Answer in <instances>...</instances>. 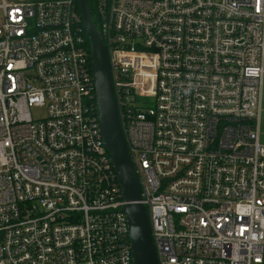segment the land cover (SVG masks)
I'll list each match as a JSON object with an SVG mask.
<instances>
[{
	"label": "built area",
	"instance_id": "1",
	"mask_svg": "<svg viewBox=\"0 0 264 264\" xmlns=\"http://www.w3.org/2000/svg\"><path fill=\"white\" fill-rule=\"evenodd\" d=\"M78 3L0 2V264H134ZM93 6L159 264H264V0Z\"/></svg>",
	"mask_w": 264,
	"mask_h": 264
},
{
	"label": "water",
	"instance_id": "2",
	"mask_svg": "<svg viewBox=\"0 0 264 264\" xmlns=\"http://www.w3.org/2000/svg\"><path fill=\"white\" fill-rule=\"evenodd\" d=\"M80 12L90 41L96 102L106 149L120 181L123 207L128 218L134 264H159L151 235L142 187L122 133L112 83L111 64L102 34L91 13L89 0H79Z\"/></svg>",
	"mask_w": 264,
	"mask_h": 264
},
{
	"label": "rangeland",
	"instance_id": "3",
	"mask_svg": "<svg viewBox=\"0 0 264 264\" xmlns=\"http://www.w3.org/2000/svg\"><path fill=\"white\" fill-rule=\"evenodd\" d=\"M2 0H0L1 2ZM7 1H10V2H25V1H29V0H7ZM0 14H1V11H0ZM33 115L37 118H40V117H43L46 115V109L45 108H34L33 111H32ZM264 123V117H263V122ZM261 142L264 143V126H263V129H262V132H261Z\"/></svg>",
	"mask_w": 264,
	"mask_h": 264
},
{
	"label": "trees",
	"instance_id": "4",
	"mask_svg": "<svg viewBox=\"0 0 264 264\" xmlns=\"http://www.w3.org/2000/svg\"><path fill=\"white\" fill-rule=\"evenodd\" d=\"M89 3H90V7H91V13H92V15H93V17H94V19H95V22L98 24V20H97V18L95 17V12H94V6H93V0H89ZM77 10H78V13H79V15H80V18H81V21H82V23H83V20H82V17H81V12H80V4L78 3V5H77ZM83 27H84V25H83ZM85 28V27H84ZM86 30V29H85ZM87 34V33H86ZM88 44H89V47H90V41L88 40Z\"/></svg>",
	"mask_w": 264,
	"mask_h": 264
},
{
	"label": "crops",
	"instance_id": "5",
	"mask_svg": "<svg viewBox=\"0 0 264 264\" xmlns=\"http://www.w3.org/2000/svg\"><path fill=\"white\" fill-rule=\"evenodd\" d=\"M16 3H20V2H16ZM263 117H264V86H263V94H262V111H261V124H260V138H261V132H262V129H263V126H264V123H262L263 122Z\"/></svg>",
	"mask_w": 264,
	"mask_h": 264
}]
</instances>
